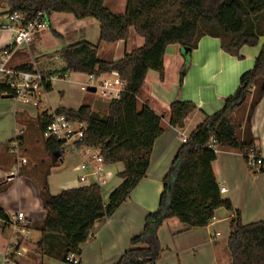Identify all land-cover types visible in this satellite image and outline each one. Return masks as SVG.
<instances>
[{
    "label": "trees",
    "instance_id": "1",
    "mask_svg": "<svg viewBox=\"0 0 264 264\" xmlns=\"http://www.w3.org/2000/svg\"><path fill=\"white\" fill-rule=\"evenodd\" d=\"M247 4L248 10L243 6ZM104 0H0V9L19 13L24 21L38 12L67 13L76 19L93 18L99 23L98 41L126 40L130 28L143 38V45L125 53L115 61L100 60L97 46L78 41L58 52L66 73H108L116 71L124 81V90L110 99L107 115L99 117L88 105L77 109L59 107L54 114H63L70 120L86 125L81 145L98 147L107 166L122 164L118 173L121 182L102 197L101 186L96 184L64 189L55 195L44 193L42 201L46 216L39 230L36 249L41 256L60 263H69L67 256L79 258L84 243L96 220L110 217L129 197L132 190L145 177L152 145L162 133L161 116L147 105L138 108L137 95L148 70L163 75V54L167 45L193 49L204 34L220 38L227 53L239 56L243 46H255L264 34L259 27L247 29L250 19L264 15V0H126L124 12L111 13ZM187 64L180 70V79ZM32 71L31 64L16 68ZM50 91V83L44 85ZM11 91L0 86V94ZM249 114L259 100H264V42L252 68L239 78L234 93L224 99L222 107L206 116L191 131L188 140L181 143L168 170L162 178V191L158 206L149 212L141 232L130 239L129 247L113 264H155L162 254L158 229L163 222L175 218L188 228L205 227L217 208L231 213L227 248L230 264H264V220L242 224L238 210L229 199L220 196L212 171L216 153L207 144L213 137L219 149H234L242 154L254 151L252 140H239L231 116L251 94ZM195 105L188 101H174L169 105L168 122L182 129ZM52 115L40 113L37 119L42 133ZM47 153H63L61 143L53 138L44 139ZM7 215L0 209V219ZM77 264H80L79 260Z\"/></svg>",
    "mask_w": 264,
    "mask_h": 264
},
{
    "label": "crops",
    "instance_id": "2",
    "mask_svg": "<svg viewBox=\"0 0 264 264\" xmlns=\"http://www.w3.org/2000/svg\"><path fill=\"white\" fill-rule=\"evenodd\" d=\"M125 2H122V5ZM64 14L66 16L63 17L71 15ZM57 15L60 13H51L48 16V28L56 26L53 32L61 36L63 27H57ZM6 25V14L0 15V49L6 47L12 38V32ZM42 32L36 34L28 45H21L15 49L7 64L9 68L16 69L20 65L31 64L32 71H38L35 69V63H30L19 56L22 49L30 45L34 53L35 44L40 41ZM143 42V38L137 35L133 28H130L125 41L100 42L97 37L95 44L97 57L100 60L115 61L122 58L125 53L141 47ZM263 42L264 34L259 36L255 46H243L239 56L227 53L221 47L220 38L208 34L200 37L186 57L182 55L178 44L166 46L162 77L157 72L148 70L137 95L138 108L147 105L155 114L162 117V133L152 145L146 175L110 217L95 221L87 240L80 245L81 254L78 258L80 264H113L129 247L130 239L141 232L145 216L158 206L162 178L181 146L178 132H183L188 137L206 116L222 107L224 99L232 95L238 87L240 76L252 68ZM100 50L109 58H100ZM49 54L51 53H44V56ZM58 59L60 60L59 57ZM184 64H187L186 71L180 79V70ZM62 66L63 64H59L57 68H52V64H46L44 67L40 66L38 72L50 76L61 71ZM50 85L51 91V82ZM50 91L44 90L41 94L45 97ZM9 96L0 94V209L7 216L21 212L28 220V234L21 242L25 253L16 258V263L31 264L21 258H26L30 250L28 247L30 241L34 246L40 240L39 226L46 216L42 205L44 193L55 195L64 189L83 186L78 182L80 172L77 169L81 157L77 152H63L55 159V154L45 151L49 159L46 163V158L38 159L33 155L38 152L37 150L32 151L35 145H39V139L33 134L35 130L38 134L41 133L37 122L39 114L44 112L50 114L59 107L72 108L50 106L49 100L46 108L41 107L43 100L40 96L38 106L16 101ZM253 97L254 94L251 93L234 111L231 120L239 140H252L255 150L260 156H264V100H259L249 114ZM174 101H188L195 105L194 111L185 119L182 129L172 127L168 122L169 105ZM83 105H88L97 114L98 111L89 98L88 103ZM16 139L20 142L21 156L26 161L24 165H20L9 152V143ZM32 143L35 145L31 147ZM118 164L120 166H115ZM115 165L106 167L107 181L101 186L104 199L121 182L118 173L122 171L123 166L120 163ZM113 166L116 167V173L112 169ZM212 171L218 187L225 188V192L220 196L229 199L233 209L239 211L242 224L264 220V172L255 174L250 171L241 152L219 148L216 159L212 162ZM53 175H60L58 181L53 180ZM109 183L111 185L104 197L103 187ZM230 217L231 213L220 207L215 210L214 217L205 227L188 228L175 218L165 220L157 233L162 254L155 264H230L227 248ZM9 226L6 220L0 219V243L4 241V244H0L2 258L12 242L10 240L12 231ZM34 255L35 264H40L41 255L38 252Z\"/></svg>",
    "mask_w": 264,
    "mask_h": 264
},
{
    "label": "built area",
    "instance_id": "3",
    "mask_svg": "<svg viewBox=\"0 0 264 264\" xmlns=\"http://www.w3.org/2000/svg\"><path fill=\"white\" fill-rule=\"evenodd\" d=\"M48 17L44 11L38 12L31 20L24 21L23 17L12 12L7 15L6 28L12 32V38L9 44L0 49V86L11 91L10 96L16 101L27 103L32 101L34 106L39 104V96L44 92V85L51 82L53 77L42 75L36 71H20L9 68L7 66L12 53L21 45H28L35 35L44 28H48ZM125 83L120 78L116 71L108 73H91L87 75V80L80 86L81 90H87L93 87L95 92L98 90L102 97L117 98L124 90ZM7 91L1 92V95H6ZM51 120L46 125L41 133L42 138H53L61 143L60 149L63 152H77L81 161L77 166L80 175L78 182L83 186L96 184L102 186L107 181L106 163L102 153L98 147L81 145L86 125L77 120H70L63 114H54ZM181 143H185L188 137L183 132H178ZM9 152L20 165L25 164V159L21 156L20 142L16 139L9 143ZM207 147L211 148L215 153L218 147L210 137ZM245 159L246 167L257 174L264 172V156L254 151H248L242 154ZM220 193L225 192V188H219ZM13 237L8 248L10 253L5 252L2 258V264H17L16 258H19L25 253V249L21 247L22 238H26L28 234L29 222L25 216L19 212L7 217ZM23 235V237H19ZM218 234L216 233V236ZM67 260L71 264H77L78 257L74 254H69Z\"/></svg>",
    "mask_w": 264,
    "mask_h": 264
},
{
    "label": "rangeland",
    "instance_id": "4",
    "mask_svg": "<svg viewBox=\"0 0 264 264\" xmlns=\"http://www.w3.org/2000/svg\"><path fill=\"white\" fill-rule=\"evenodd\" d=\"M122 2H125V0H104V6L113 14L120 15L123 13V8L125 9V4L122 5ZM126 3V2H125ZM243 6L246 10L247 4L243 1ZM8 10V9H7ZM6 11V10H5ZM14 12V11H12ZM11 12V13H12ZM10 13V14H11ZM9 14H6V16ZM62 15V16H60ZM60 15H57V27H63L61 30V36L56 35L53 30H56V26H52L51 28H44L41 29L39 32H42V37L40 41H37L35 44L34 53L32 52V46H28V48L22 49V53H20L19 57L25 58L30 63H35L36 66L35 69L39 71L40 66H45L46 64H52V68H57L60 65H62L61 61L58 59V56H56L57 51H59L61 48H63L66 45H69L71 43L86 40L92 44L97 43V37H98V22L93 18H82V19H75L72 15L66 16L64 13H60ZM48 17V16H47ZM62 17V19H59ZM69 18V19H66ZM69 20H72L69 22ZM259 27V30L261 32H264V15L261 17H258L257 19H250L247 24V29H250L253 26ZM38 32V33H39ZM37 33V34H38ZM261 36V35H260ZM32 53V55L30 54ZM44 53H51L48 56H44ZM58 55V54H57ZM109 58L108 55L104 56L102 53V50H100V58ZM36 71V72H38ZM57 71V70H56ZM43 72V71H41ZM60 71L56 72L54 75H50V77H53L51 80L52 84V90L47 94V96L44 97L43 94H41V99L43 100V103L40 105L41 107L46 108L47 103L49 100L50 106H67L72 109H75L76 107L83 105L84 103H88L89 100H92L96 109H97V115L99 117H105L107 115V104L110 98L102 97L98 90L95 92H90L88 90H81L80 86L81 84L85 83L87 80V75L83 73H66L63 77V79H60L62 77V74L59 73ZM39 73V72H38ZM60 77V78H59ZM15 100V99H14ZM25 104H32V101H29ZM34 106V105H33ZM35 137L39 139V147L35 145V143L30 144L31 147L35 145V149L32 150L34 153L33 155H36L38 159L46 158V163H48L49 159H47V154L45 153V149H43V140L41 133L38 134L37 130H35V133H33ZM180 138V137H179ZM34 139V138H32ZM20 151L21 146H20ZM41 156V158H40ZM39 162V161H37ZM46 166V165H45ZM110 166V165H109ZM115 166H120L115 165ZM114 169V173H116V167H112ZM115 178H117V175H114ZM53 180L58 181L60 178V175H53ZM111 183V182H110ZM107 184L103 187V196L106 195V190L111 184ZM13 237H10V240H12ZM34 237L32 240L34 241ZM1 245L4 244V241L0 243ZM34 244V243H33ZM29 251L26 254V258H21L23 261H28L31 264H35V256L34 255L38 250L34 246L31 245V241L28 245ZM8 253L11 252V250L7 251ZM2 257L0 256V264H1ZM40 264H69V263H60L57 260L51 258V257H45L41 256V263Z\"/></svg>",
    "mask_w": 264,
    "mask_h": 264
},
{
    "label": "water",
    "instance_id": "5",
    "mask_svg": "<svg viewBox=\"0 0 264 264\" xmlns=\"http://www.w3.org/2000/svg\"><path fill=\"white\" fill-rule=\"evenodd\" d=\"M11 12H12L11 9H8L6 11H0V15L10 14ZM189 51L190 50L188 48L181 47V53H182L183 56H185V57L188 56ZM87 90L90 91V92H94V88L93 87H89V88H87ZM9 97H11V96H9ZM58 156H59V153H55L54 158L57 159Z\"/></svg>",
    "mask_w": 264,
    "mask_h": 264
}]
</instances>
